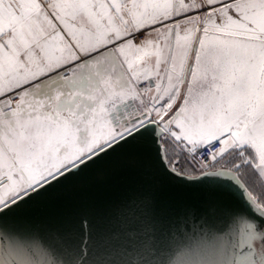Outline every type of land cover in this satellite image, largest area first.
<instances>
[{
	"label": "snow or ice",
	"instance_id": "snow-or-ice-1",
	"mask_svg": "<svg viewBox=\"0 0 264 264\" xmlns=\"http://www.w3.org/2000/svg\"><path fill=\"white\" fill-rule=\"evenodd\" d=\"M161 142L174 175L235 201L226 242L238 231L240 264H264V0H0V264L14 243L41 250L20 264H177L142 204L122 210L143 222L132 247L42 245L15 220L117 148Z\"/></svg>",
	"mask_w": 264,
	"mask_h": 264
},
{
	"label": "water",
	"instance_id": "water-1",
	"mask_svg": "<svg viewBox=\"0 0 264 264\" xmlns=\"http://www.w3.org/2000/svg\"><path fill=\"white\" fill-rule=\"evenodd\" d=\"M155 146L133 143L117 148L96 163L82 167L68 179H61L51 187L42 189L39 195L22 203L17 209V228L35 234L42 245L79 243L82 239L89 246L111 243L132 247L135 241L129 233H137L142 239V221L123 213L133 203L142 204L146 217L152 221L158 234L163 230L170 241V258L177 264H240L247 249L238 247L236 239L225 234L220 210L235 203L211 191L201 173L185 178L171 172L166 155ZM212 179V178H210ZM230 183L228 177H220ZM90 229L81 231L82 221ZM119 234V240L112 237ZM14 255L10 260L20 264L41 250L25 244H13ZM0 242V253L7 251Z\"/></svg>",
	"mask_w": 264,
	"mask_h": 264
},
{
	"label": "crops",
	"instance_id": "crops-1",
	"mask_svg": "<svg viewBox=\"0 0 264 264\" xmlns=\"http://www.w3.org/2000/svg\"><path fill=\"white\" fill-rule=\"evenodd\" d=\"M166 155V158L168 161H175V160H179V158H172L170 154H165ZM186 166V172L187 174H190V175H197L200 173V170L197 169L196 171H193L190 167H188L186 164H184Z\"/></svg>",
	"mask_w": 264,
	"mask_h": 264
},
{
	"label": "built area",
	"instance_id": "built-area-1",
	"mask_svg": "<svg viewBox=\"0 0 264 264\" xmlns=\"http://www.w3.org/2000/svg\"><path fill=\"white\" fill-rule=\"evenodd\" d=\"M162 143V145H163V142H161ZM163 147H164V145H163ZM177 161L178 160H175V161H168L167 160V163H168V165H169V167L171 168L172 166H173V164H175V163H177ZM177 172H179V173H186L187 174V172H186V166L183 164V163H181L178 167H177ZM201 173V172H200Z\"/></svg>",
	"mask_w": 264,
	"mask_h": 264
},
{
	"label": "flooded vegetation",
	"instance_id": "flooded-vegetation-1",
	"mask_svg": "<svg viewBox=\"0 0 264 264\" xmlns=\"http://www.w3.org/2000/svg\"><path fill=\"white\" fill-rule=\"evenodd\" d=\"M255 247H256L257 251H259V249H260V244H259V242H257V243L255 244Z\"/></svg>",
	"mask_w": 264,
	"mask_h": 264
}]
</instances>
